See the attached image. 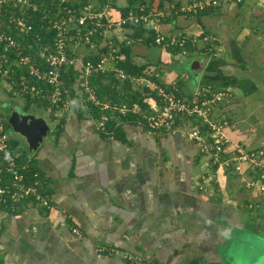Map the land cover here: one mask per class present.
Returning <instances> with one entry per match:
<instances>
[{
  "label": "crops",
  "instance_id": "crops-1",
  "mask_svg": "<svg viewBox=\"0 0 264 264\" xmlns=\"http://www.w3.org/2000/svg\"><path fill=\"white\" fill-rule=\"evenodd\" d=\"M190 1L147 0L163 33L198 39L186 53L154 44L152 28L135 38L133 28L113 25L107 38L126 42L130 49L121 58L145 66L164 84L177 82L186 96L202 85L230 91L232 97L216 112L230 122L224 129L230 147H264V5L245 0L183 14L181 7ZM125 5L127 0H113L102 11L116 23L121 16L116 6ZM188 53L203 58L194 63L197 76L186 67ZM145 88L135 85L140 92ZM4 90L17 96L7 85ZM145 101L151 113L160 107L151 94ZM35 106L41 111L34 114L51 129L48 137L35 152L27 142L12 143L20 159H31L42 174L53 207L0 210V264H125L120 252L99 253V246L132 251L147 264H222L219 245L231 236L246 230L264 236V193H253L224 169L216 168L205 182L207 158L188 135L192 123L179 120L176 130L162 133L114 118L117 128L102 133L82 108H29ZM253 202L258 204L250 208Z\"/></svg>",
  "mask_w": 264,
  "mask_h": 264
},
{
  "label": "built area",
  "instance_id": "built-area-1",
  "mask_svg": "<svg viewBox=\"0 0 264 264\" xmlns=\"http://www.w3.org/2000/svg\"><path fill=\"white\" fill-rule=\"evenodd\" d=\"M244 1L191 0L181 7V12L197 14ZM258 1L264 5V0ZM37 12H42V20L47 21V26L42 27L44 35L31 22ZM129 22L152 28L154 44L165 49L179 48L186 53L189 46L198 42L193 35L163 33L160 18L151 10L146 12L145 7L140 8V12L132 10L127 17L113 23L91 2L77 6L70 0H61L57 11L50 17L48 7L42 9L35 0H0V79L6 82L11 92L31 105H43L55 111H68L86 104L98 107L100 115L96 121L102 133H108L110 121L126 116L130 108L125 104L102 102L90 83L92 74L112 71L120 81L142 82L157 93L160 102L154 113L146 115L150 128L162 133L174 131L179 120L194 125L187 132L198 144L201 155L207 158L205 174L208 178L205 182L216 168L224 169L237 174L245 188L255 194H263L264 147L247 148L239 143L230 147V140L224 132L230 122L226 116L219 117L216 113L219 106L232 97L231 92L202 85L192 95L186 96L180 92L177 82L164 84L145 75L128 73L118 66L120 45L107 38V34L113 25L125 27ZM51 31L54 32L52 38H48ZM209 37L204 36L203 39L208 41L212 38ZM96 39H101V42L97 43ZM29 40L31 42L25 43ZM34 44L38 46L35 52L30 51ZM99 48L103 50L97 54L100 59L95 61L91 57L97 56ZM80 49L89 50V53L82 54ZM108 63L112 67H108ZM70 67L75 72L71 86L65 79ZM133 111L139 112V108ZM196 122L204 126V132L195 125ZM32 164L31 159H20L0 112V210L19 213L27 204L44 210L52 209L53 202L45 191L44 178ZM257 204L250 203L249 207L254 208ZM72 231L81 235L76 226ZM97 251L109 255L120 252L125 264H147L132 251H120L112 246H99Z\"/></svg>",
  "mask_w": 264,
  "mask_h": 264
},
{
  "label": "trees",
  "instance_id": "trees-1",
  "mask_svg": "<svg viewBox=\"0 0 264 264\" xmlns=\"http://www.w3.org/2000/svg\"><path fill=\"white\" fill-rule=\"evenodd\" d=\"M35 1H37L41 5L42 9L44 6L48 7L50 17H52L54 12L57 11V8L59 4L61 3L60 0H35ZM100 1H101V5H98L99 7L96 8L94 4V8L97 11H102V5H105L106 2L107 4L108 2L111 3L113 0H100ZM89 2L90 0H82L80 2L72 1V3H74V5H77V6L81 4H86ZM43 3L45 5H42ZM65 4H71V3L66 2ZM144 6H146V12H148L149 9L151 8L150 4H147V0H127V5H125L124 7H118V6L116 7L121 12V16H120V19H121V18L127 17L129 12L132 10L136 12H140V8ZM205 12L206 11H202L200 12V14L205 13ZM41 14L42 12L35 13L33 18L31 19V22L34 24L35 29L42 32V35H44V32H43L44 29H42V27L47 26V21L42 20ZM125 27H131L136 31L135 38H138V36H141L145 30L144 28H146L142 25L138 26L132 22H129V24H127ZM53 33L54 32L51 31L48 34V38H52ZM149 39L153 40V34L151 32L149 35ZM28 42H31V40L25 41V43L27 44ZM96 42L100 43L101 39H96ZM115 42L116 44L120 45L121 54L122 53L128 54L130 45H128L126 42L125 43L123 42L119 43L117 41ZM37 48L38 46L34 44V49L30 51L35 52L37 51ZM187 49L189 50L190 48L188 47ZM170 50H172V52L174 53L181 52L179 48H172ZM91 58L96 61L100 59V56H92ZM118 66L124 68L128 73H131L134 76L145 75L152 80L160 81L157 79L155 75L154 76L150 75L148 71L146 70L147 68L145 66H139L137 64H133V62L129 59L128 56L125 58H121L118 62ZM65 79L70 86L73 85L74 80H75V72L73 71L72 67L68 68L67 72L65 73ZM90 83L92 86L96 88L97 94L102 102L109 101L111 103L125 104L130 108V112L126 116L120 117L121 120H124V121L129 120V121H134V122L136 121V122L144 124L149 129H152L149 127L147 123V119H146V115L151 114V110H150L148 103L145 101V97H147L148 94H151L154 97H156L158 100L159 97L157 96L156 92L149 91L147 88L143 90L144 92L142 91L140 92L139 90L135 89V85H136L135 82H133L130 79L120 81L115 75V72H112V71L94 72L90 78ZM30 105H31L30 103L26 104L27 107H30ZM81 108L84 109L85 112H88L90 115H92L95 119L99 118L100 109L98 107H95L92 104H86L84 107H81ZM137 108H139V112L133 111V109L136 110ZM115 125H116V121L115 119H112L109 123V131H111V129L113 131L115 128ZM195 125L199 126V129L201 130V132L205 131L204 126H201L198 122H196ZM8 126H9V122H8V119L6 118L5 120L6 130ZM32 167L33 169L37 170V168L34 165V162L32 164Z\"/></svg>",
  "mask_w": 264,
  "mask_h": 264
},
{
  "label": "rangeland",
  "instance_id": "rangeland-1",
  "mask_svg": "<svg viewBox=\"0 0 264 264\" xmlns=\"http://www.w3.org/2000/svg\"><path fill=\"white\" fill-rule=\"evenodd\" d=\"M90 2L92 4L94 3L93 1ZM95 6L96 8L99 7L97 4ZM189 54L190 53L183 56L190 57L189 64L186 67L194 76L196 75L193 69L194 63L197 61L204 63V61L203 58H200L199 60L198 58L196 59V57H191ZM5 88L6 82L0 79V112H2L5 120L7 117L9 118V115L14 110L31 113L41 111V109L36 106L32 108L27 107L23 99L21 100L20 97L12 96L11 93V96L8 94L5 95L4 92H8L4 90ZM7 132L13 141L18 140L19 142H26L25 138L16 132L10 124L7 127ZM254 197L256 198L258 195ZM256 237L260 238L257 239ZM219 248L221 251L219 256L221 257L222 264H264V236L258 235L251 230L237 232L235 235L231 236L229 243H221Z\"/></svg>",
  "mask_w": 264,
  "mask_h": 264
},
{
  "label": "water",
  "instance_id": "water-1",
  "mask_svg": "<svg viewBox=\"0 0 264 264\" xmlns=\"http://www.w3.org/2000/svg\"><path fill=\"white\" fill-rule=\"evenodd\" d=\"M8 122L26 139L31 152H35L41 146L51 131L43 118L31 112L14 110L9 115Z\"/></svg>",
  "mask_w": 264,
  "mask_h": 264
},
{
  "label": "flooded vegetation",
  "instance_id": "flooded-vegetation-1",
  "mask_svg": "<svg viewBox=\"0 0 264 264\" xmlns=\"http://www.w3.org/2000/svg\"><path fill=\"white\" fill-rule=\"evenodd\" d=\"M7 119H8V117H7Z\"/></svg>",
  "mask_w": 264,
  "mask_h": 264
}]
</instances>
